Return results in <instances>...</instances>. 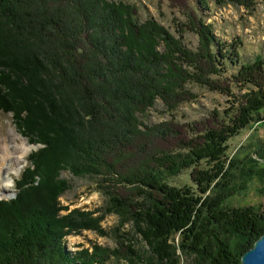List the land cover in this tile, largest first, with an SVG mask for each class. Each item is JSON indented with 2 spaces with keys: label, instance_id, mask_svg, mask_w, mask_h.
I'll list each match as a JSON object with an SVG mask.
<instances>
[{
  "label": "rangeland",
  "instance_id": "1",
  "mask_svg": "<svg viewBox=\"0 0 264 264\" xmlns=\"http://www.w3.org/2000/svg\"><path fill=\"white\" fill-rule=\"evenodd\" d=\"M48 2L42 0V4ZM87 2L90 4L87 5ZM107 2L117 6L114 13L119 19L121 15L118 5L122 6V9L128 6L133 19L137 18L139 23L154 20L173 37L171 47H159L160 54L165 56L160 66L170 65L171 70L167 73L169 76L155 80V62L148 63L147 67H140L148 70V74L145 73L147 79L153 80L156 86L154 89H157V93L152 96L147 94L146 98L139 95L142 91L137 88L144 80L145 71H140L132 62L134 69H130L131 73L126 80L122 72L109 74V82L99 79L102 87L92 86L90 81H84L85 96L81 102L88 108L106 105L110 109L108 110L112 111L111 102L104 96L100 99L102 92L105 93L109 87L118 92L123 91L119 93V99L131 91L133 99L129 100L128 105L125 103L122 114L118 111L114 112L113 117L112 114L108 117L100 114L97 120L87 123V127L76 125L74 147L65 142L64 136L58 135L50 149L47 146L44 148L46 153L43 156V167L46 166L49 183L31 192L34 204L24 200L27 207H9V212L15 218L31 222L38 219L36 216L47 221L55 220L54 214L57 211L56 218L61 220V224L57 225L59 228L64 221L70 222L71 215H75L76 228L71 232L66 229L67 232L60 238L64 255L68 254L71 258L78 256L85 258V261L94 260L91 264H129L126 255L129 254L130 246L148 257L151 256V249L132 221L110 211L112 195L107 192L116 193L124 202L137 200L143 187L134 180L144 169L155 165L154 159L157 156L184 151L192 141L201 142L198 138L204 131L230 124V118L236 116L239 108L247 104L248 97L257 86L238 81L235 75L239 76L235 73L243 63L262 61L264 76V0H75V3L80 5V13L87 15L81 17L83 21L78 25L83 30L76 41L79 48L84 49L82 53L90 50L99 57L105 55L108 63L113 64L115 68L122 61L116 54L115 47L118 49L123 43L117 44L118 29L113 37L112 27L107 28L104 25L106 12L102 7L106 6ZM73 13L68 10L65 14L71 18L72 24H75ZM67 23L64 18L59 20L63 28L65 24L67 29L69 28ZM68 32L71 33L69 30ZM214 40L223 47V54H226L223 59L227 64L225 73L213 70L218 68L209 55L211 49L212 52L215 50L212 44ZM122 47V51L128 49ZM56 53L53 51V56ZM135 55L137 57V53ZM41 58V62H45L49 67L54 66L49 55ZM61 62H64L63 56ZM110 65L108 64L109 67ZM163 73L166 71L163 70ZM173 74L176 75L173 77ZM56 81L58 78H54L52 82ZM256 81L259 85L264 82L260 78ZM71 91L69 89V92ZM117 97L118 95L116 101ZM70 101L72 103L74 99L67 100V106L74 115L80 103L78 101L70 104ZM19 104H22V101ZM26 131L32 135L31 138L21 132L12 113L0 111V136L9 140L14 158L10 170L3 178L0 177V201L10 203L16 198L20 199L17 180L22 177L26 167L31 165L30 155L33 150L44 147L41 143L47 137L54 135L53 126L40 119L33 120ZM35 140L37 144H33ZM49 140L54 142L53 137ZM262 140L264 141V123L255 125L252 129H244L232 137L229 153L241 156L246 151L254 150ZM23 143L28 146L29 151L23 150ZM78 149L87 151L89 157L94 155L99 158V166H96L95 171L90 172L87 168L81 173L74 171L78 161L83 164L87 162L81 158L83 155ZM253 157L258 158L255 153ZM39 170L40 168L37 169L38 172ZM189 172L188 170L180 176L169 177L168 181L179 186L192 184ZM227 205L237 211L230 214L226 222L227 232L223 234V241L228 246L226 260L228 264H242L243 254L264 233V226L258 235L243 241L249 219H244L241 209L252 206L264 210V177L236 185L235 195L227 200ZM215 235L216 233L211 238L215 258L207 257L202 264H219L215 260H225L223 254L216 253L218 243ZM38 243L43 247L47 246L44 252L48 249L52 255L57 256V252L59 253L53 241L48 245L46 240ZM179 254L182 264L192 262L193 257L182 252ZM5 256L0 258H5L4 264H38L33 262L34 256L26 260L25 253L15 255L13 250H9ZM60 258L62 260L61 254Z\"/></svg>",
  "mask_w": 264,
  "mask_h": 264
},
{
  "label": "trees",
  "instance_id": "2",
  "mask_svg": "<svg viewBox=\"0 0 264 264\" xmlns=\"http://www.w3.org/2000/svg\"><path fill=\"white\" fill-rule=\"evenodd\" d=\"M48 1L49 4H42V0H0V111L12 113L16 125L28 138L32 135L26 130L36 119L50 123L54 130V135L41 141L44 147L32 152L29 157L31 165L17 180L20 199L16 198L10 203L0 201V249H2L0 258L5 256L9 250H13L15 255L25 253L26 260L34 256L33 262L38 264H53L54 262L91 264L94 260L85 261V258L78 256L71 258L68 254H63L60 238L67 232L66 229L71 232L76 228L75 215L70 214V222L65 223L64 221L59 228L60 226L57 227V225L61 224V220L56 218L57 211L54 214L55 220L47 221L45 218L43 220V217L36 216L38 219L29 222L13 217L9 210L16 207L19 209L27 207L24 200L34 204L31 192L49 183L48 174L45 172L46 166L43 167V156L46 153L44 148L47 146L50 149L55 144L58 135L64 136L65 142L74 147L73 138L77 130L76 125L87 127V123L97 120L100 114L105 117L110 114L112 117L115 116V111L122 114L125 103L128 105L129 100L133 99L130 95L131 91L119 99V93L123 91L118 92L109 87L105 93L102 92L100 99L103 96L106 97L105 99L111 102L112 111H109L106 105L88 108L81 102L85 96L84 81L88 80L92 86L102 87L99 79H106L109 82L111 77L109 74L116 75L122 72L126 80L129 77L128 74L131 73L130 69H134L131 62L137 65L140 71L143 70L140 67L144 68L148 63L155 62L153 68L157 70V74L154 75L155 80L158 77L162 79L169 76L167 73L171 70L170 65L160 66L165 56L160 54L159 47H171L173 37L154 20L139 23L137 18L133 19L128 6L122 9V6L118 5L120 20L114 13L117 6L107 2L106 6L102 7V10L106 12L103 18L104 25L107 28L112 27L113 37L118 29L117 44L121 45L122 42V46L128 47L125 51H122V46L119 47L121 50L115 47L116 54L122 58V61L114 68L113 64L108 63L105 55L103 59L102 56L99 57L90 50L82 53L84 49L79 48L76 41L83 30L78 25L81 20L83 21L82 16L87 17L84 12L80 13V5L76 4L75 0H70L71 2ZM86 4L89 5L90 2ZM68 10L74 12L75 24H72L71 18L65 14ZM63 18L68 21V29L66 24L64 28L59 24V20ZM213 46L215 50L212 52L210 48L209 55L218 66L213 70L225 73L227 64L223 60L226 57V54H223V47L215 40ZM53 51L57 52L55 56H53ZM47 55L52 58L53 67L41 62V57H47ZM62 56L64 62H61ZM262 65V61L243 63L235 73L239 76L235 75V79L253 83L258 89L254 88L257 91L252 90L247 104L241 106L237 115L230 118V124L204 131V134L198 138L202 141L198 143L192 141L189 148L184 151L160 154L154 159V166L144 169L136 176L134 182L143 187L137 200L124 202L116 193H109L105 190L112 195L110 211L132 221L137 232L141 234L151 249V256L148 257L130 246L129 254L126 255L129 264H139V262L142 264H182L179 252L193 257L189 264H202L205 258L214 257L211 244L214 233H216L215 238L218 243L216 253L223 254L225 259L222 262L215 261L219 264H228L226 260L228 259L226 253L228 246L223 241V234L227 232L226 222L230 214L237 210L232 206L229 207L227 200L235 195L236 185H240L243 181L253 182L256 178L264 177L263 140L255 146L254 150L246 151L241 156L229 153V142L232 137L244 129H252L255 125L264 123V82L259 85L256 81L258 78L264 80ZM161 68L166 73H163ZM143 71H145L144 80L137 88L142 91L139 95L146 98L147 94L152 96L157 93L155 91L157 89H154L156 88L154 81L147 79L148 70ZM175 75L173 74V77ZM54 78H58V81L54 82L56 86L52 82ZM69 89L72 91L69 92ZM116 95H118L117 101L115 100ZM68 99H74L72 103L70 101V104L78 101L80 103L74 115L67 106ZM21 101L22 104H19ZM52 137L54 142L49 140ZM33 144H37L36 140ZM84 152L81 158L87 162L83 164L82 161H78L74 171L81 173L86 168L90 172L95 171L96 166H99L97 160L99 158L94 155L89 157V153ZM253 153L257 154L258 158L253 157ZM39 168L40 172L37 171ZM188 170L192 184L179 186L169 183V177L180 176ZM37 176L38 178L35 179ZM60 194L61 192L58 195ZM241 210L244 212V219H249L246 225L247 233L243 237V241H248L252 236L258 235L264 226V210L252 206ZM110 211L107 210V212ZM44 240L47 245L50 241L57 245L56 249L59 251V253L56 251L57 256L48 252L50 251L48 249L44 252L47 246L43 247L38 243H43ZM57 242L59 244H56ZM43 256L47 260H43ZM5 257L10 258L11 256ZM4 262L5 258L0 260V264Z\"/></svg>",
  "mask_w": 264,
  "mask_h": 264
},
{
  "label": "bare ground",
  "instance_id": "3",
  "mask_svg": "<svg viewBox=\"0 0 264 264\" xmlns=\"http://www.w3.org/2000/svg\"><path fill=\"white\" fill-rule=\"evenodd\" d=\"M8 141L9 140L3 139L0 136V177L1 178H3V176H5V173H7L10 170L11 164L13 163L12 161H14L13 152H12L13 148L10 146L9 144L10 142ZM22 145H23L22 146L23 150H28V146L25 143H23Z\"/></svg>",
  "mask_w": 264,
  "mask_h": 264
},
{
  "label": "water",
  "instance_id": "4",
  "mask_svg": "<svg viewBox=\"0 0 264 264\" xmlns=\"http://www.w3.org/2000/svg\"><path fill=\"white\" fill-rule=\"evenodd\" d=\"M242 264H264V233L243 254Z\"/></svg>",
  "mask_w": 264,
  "mask_h": 264
}]
</instances>
